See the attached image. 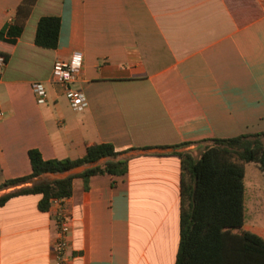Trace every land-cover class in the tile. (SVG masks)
<instances>
[{"label":"crops","instance_id":"0c3cea01","mask_svg":"<svg viewBox=\"0 0 264 264\" xmlns=\"http://www.w3.org/2000/svg\"><path fill=\"white\" fill-rule=\"evenodd\" d=\"M22 2L0 0V51L7 55L0 183L31 172L29 149L43 159L75 158L88 145L111 143L118 158H128L127 171L91 176L87 189L73 179L65 200L67 264H174L181 167L177 155L165 153L197 156L206 139L264 133V0H35L19 9ZM47 15L60 18L54 49L34 43L37 21ZM9 25L21 27L12 41ZM76 52L82 66L73 85L87 99L83 111L72 110L63 88L50 81L53 63ZM32 81L44 83L43 104ZM181 143L188 144L172 148ZM249 164L253 175L262 174L257 163H244V216L261 206L259 197L264 201L246 182ZM39 198L16 195L0 206V264H52L57 203L41 211ZM242 229L264 239L261 223Z\"/></svg>","mask_w":264,"mask_h":264},{"label":"trees","instance_id":"16d2710c","mask_svg":"<svg viewBox=\"0 0 264 264\" xmlns=\"http://www.w3.org/2000/svg\"><path fill=\"white\" fill-rule=\"evenodd\" d=\"M35 0H23L19 9L30 8ZM60 18L56 15L38 19L34 43L43 48L57 46ZM21 27L9 25V40L18 36ZM3 31H0V38ZM6 57V53L0 51ZM264 133L241 134L228 138H211L197 156L190 151H171L180 159L179 180V244L174 264H264V239L242 229L244 223V163L255 162L264 178ZM188 143L173 145L172 148ZM31 172L0 183V190L30 182L46 173H61L86 166L101 158L104 161L80 172L52 180L34 181L0 195V206L16 195L40 194L37 207L49 208L53 199L72 194V181L81 178L87 189L91 176L109 174L123 176L128 158L108 142L88 145L82 155L70 158L43 159L37 149L27 152ZM235 156V159L232 158Z\"/></svg>","mask_w":264,"mask_h":264},{"label":"built area","instance_id":"2783aa9c","mask_svg":"<svg viewBox=\"0 0 264 264\" xmlns=\"http://www.w3.org/2000/svg\"><path fill=\"white\" fill-rule=\"evenodd\" d=\"M5 58L0 55V72L5 65ZM82 66V55L73 53L68 60H56L51 70L50 81L61 86L65 92L69 106L74 111H83L87 106V99L83 91L73 84ZM32 89L38 104L46 101V89L42 81H32ZM66 198L53 199L57 203L56 235L53 241L52 264H67L68 233L71 216L65 205Z\"/></svg>","mask_w":264,"mask_h":264},{"label":"rangeland","instance_id":"374dc122","mask_svg":"<svg viewBox=\"0 0 264 264\" xmlns=\"http://www.w3.org/2000/svg\"><path fill=\"white\" fill-rule=\"evenodd\" d=\"M233 159H235V156H232ZM250 166H247V180L246 182H250L253 186L256 187V189H260L262 193H264V178L259 170H255L257 174H252V165L249 164ZM255 169V168H254ZM261 194V193H260ZM258 202L261 205L257 209H249L247 208V212L245 213L244 216V222L245 224L248 222H258L264 225V201L262 198H258ZM254 210L257 211V213H254ZM253 212V213H252ZM132 237H133V245H136L138 243V237H139V232H140V223H139V214L136 211L135 215L133 217L132 221ZM144 230L142 231L144 234H148L150 231V225L149 223L144 226Z\"/></svg>","mask_w":264,"mask_h":264},{"label":"water","instance_id":"95a60500","mask_svg":"<svg viewBox=\"0 0 264 264\" xmlns=\"http://www.w3.org/2000/svg\"><path fill=\"white\" fill-rule=\"evenodd\" d=\"M102 161H104V158H101V159H99L98 161L93 162V163H90V164H88V165H86V166H78V167H74V168L69 169V170H67V171H65V172H61V173H59V174H57V175H55V176H56V178H62V177H65V176H67V175H69V174L80 172V171H82L83 169H85L86 167L95 166L96 164H98V163H100V162H102Z\"/></svg>","mask_w":264,"mask_h":264}]
</instances>
